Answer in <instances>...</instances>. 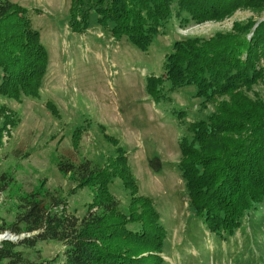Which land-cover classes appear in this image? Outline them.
<instances>
[{
    "label": "trees",
    "instance_id": "trees-1",
    "mask_svg": "<svg viewBox=\"0 0 264 264\" xmlns=\"http://www.w3.org/2000/svg\"><path fill=\"white\" fill-rule=\"evenodd\" d=\"M239 8L261 11L264 0H69L68 25L80 33L94 22L114 39L125 37L147 50L173 18L181 26L199 24ZM27 12L14 1L0 0V93L16 100L39 94L48 65V52ZM170 48L164 73L147 75L145 89L158 102L167 91L193 85L202 106L213 104L205 118L187 122L190 136H181L177 166L194 217L211 236H231L264 202V19L235 22L209 37L174 40ZM259 84L262 89L254 90ZM4 111L3 127L13 125L12 114ZM115 145L101 166L88 159L57 162L61 172L76 176L77 187L92 193L82 216L68 213L60 196L40 190L43 183L19 197L14 220L0 221V233L17 236L0 239V264H51V259L38 261L32 250L48 240L63 245L62 264H163L167 229L152 199L138 193L126 151ZM0 177L2 190L11 177ZM116 178L129 194L126 211L117 207L111 190Z\"/></svg>",
    "mask_w": 264,
    "mask_h": 264
},
{
    "label": "rangeland",
    "instance_id": "rangeland-1",
    "mask_svg": "<svg viewBox=\"0 0 264 264\" xmlns=\"http://www.w3.org/2000/svg\"><path fill=\"white\" fill-rule=\"evenodd\" d=\"M11 1L28 9L48 52V65L37 96L16 100L0 93V128L4 129L0 176L11 177L0 190V221H13L19 197L41 183L40 190L64 200L68 213L82 216L92 193L77 187L76 176L61 172L57 162L77 164L88 159L101 166L115 153L117 142L126 151L138 193L152 199L167 229L163 264H264V202L224 238L211 236L188 204L177 166L179 143L182 135L190 136L187 122L205 118L213 104L202 106V99L193 95V85L167 91L168 97L158 102L145 89L147 75L164 73V55L174 40L209 37L249 18L263 20L264 10L239 8L223 19L184 26L173 18L147 50H140L125 37L114 39L94 22L84 32L72 31L69 0ZM262 87L259 84L254 90ZM3 110L12 114L13 125L3 127ZM111 190L117 207L126 211L129 194L119 178ZM32 250L38 261L63 263L59 241H42Z\"/></svg>",
    "mask_w": 264,
    "mask_h": 264
},
{
    "label": "water",
    "instance_id": "water-1",
    "mask_svg": "<svg viewBox=\"0 0 264 264\" xmlns=\"http://www.w3.org/2000/svg\"><path fill=\"white\" fill-rule=\"evenodd\" d=\"M8 234H10L9 232H5L3 235L1 234L0 239L4 238V239H10V240H15L17 237L14 235H11L10 237H8ZM13 236V237H12Z\"/></svg>",
    "mask_w": 264,
    "mask_h": 264
}]
</instances>
